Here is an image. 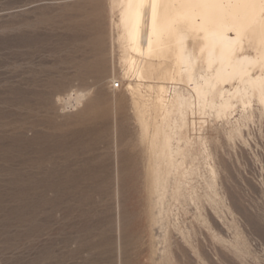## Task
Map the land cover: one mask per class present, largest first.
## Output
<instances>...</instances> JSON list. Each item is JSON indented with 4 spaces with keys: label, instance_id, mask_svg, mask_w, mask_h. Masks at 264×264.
Returning a JSON list of instances; mask_svg holds the SVG:
<instances>
[{
    "label": "rangeland",
    "instance_id": "rangeland-1",
    "mask_svg": "<svg viewBox=\"0 0 264 264\" xmlns=\"http://www.w3.org/2000/svg\"><path fill=\"white\" fill-rule=\"evenodd\" d=\"M112 6L0 0V264H150L151 245L163 246L161 230L145 224L143 145L121 79ZM261 113L233 141L221 127L212 131L220 121L203 129L219 153L217 190L233 210L222 208L221 219L204 201L199 210L181 205L166 235L176 264H264ZM236 238L247 253L230 250Z\"/></svg>",
    "mask_w": 264,
    "mask_h": 264
},
{
    "label": "bare ground",
    "instance_id": "bare-ground-1",
    "mask_svg": "<svg viewBox=\"0 0 264 264\" xmlns=\"http://www.w3.org/2000/svg\"><path fill=\"white\" fill-rule=\"evenodd\" d=\"M112 4V11L115 8L117 12L114 26L118 29L117 47L114 46L119 51L117 61L121 79L128 80L125 93L132 109L131 120L138 127L143 145L144 158L140 164L145 168L144 175L141 174L147 205L145 224L162 232L163 246L159 249L156 244L151 245L150 264H176L166 235L170 218L180 215L177 210L181 205L192 204L199 210L204 201L219 217L222 208L228 213L233 210L217 190L214 157L217 154L219 157V153L210 143L208 129H203L209 122L214 125V121H220L212 131L221 127L224 137L231 141L242 136V128L254 119L255 112H264V0H112ZM82 95L73 93L66 103L77 102ZM220 129L217 130L221 132ZM202 214L198 212L197 218ZM240 242L236 238L228 246L238 255L246 252ZM195 248V254H200Z\"/></svg>",
    "mask_w": 264,
    "mask_h": 264
},
{
    "label": "built area",
    "instance_id": "built-area-1",
    "mask_svg": "<svg viewBox=\"0 0 264 264\" xmlns=\"http://www.w3.org/2000/svg\"><path fill=\"white\" fill-rule=\"evenodd\" d=\"M120 87V82H118V81H114V82H112V84H111V88H113V89H117V88H119Z\"/></svg>",
    "mask_w": 264,
    "mask_h": 264
}]
</instances>
